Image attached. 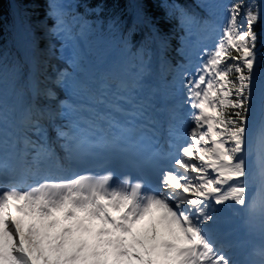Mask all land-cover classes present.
<instances>
[{
	"label": "snow or ice",
	"instance_id": "snow-or-ice-1",
	"mask_svg": "<svg viewBox=\"0 0 264 264\" xmlns=\"http://www.w3.org/2000/svg\"><path fill=\"white\" fill-rule=\"evenodd\" d=\"M0 29V179L44 180L0 193V264H264L236 258L241 209L264 231V0H9ZM81 167L110 171L49 182Z\"/></svg>",
	"mask_w": 264,
	"mask_h": 264
},
{
	"label": "trees",
	"instance_id": "trees-1",
	"mask_svg": "<svg viewBox=\"0 0 264 264\" xmlns=\"http://www.w3.org/2000/svg\"><path fill=\"white\" fill-rule=\"evenodd\" d=\"M38 5H39V12L43 14L47 6V0H38ZM5 7H6L5 0H0V11L5 13L6 15L7 11ZM5 36H6V33L4 29H0V42H2Z\"/></svg>",
	"mask_w": 264,
	"mask_h": 264
},
{
	"label": "bare ground",
	"instance_id": "bare-ground-1",
	"mask_svg": "<svg viewBox=\"0 0 264 264\" xmlns=\"http://www.w3.org/2000/svg\"><path fill=\"white\" fill-rule=\"evenodd\" d=\"M249 164H250V160H249Z\"/></svg>",
	"mask_w": 264,
	"mask_h": 264
}]
</instances>
